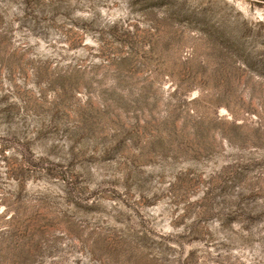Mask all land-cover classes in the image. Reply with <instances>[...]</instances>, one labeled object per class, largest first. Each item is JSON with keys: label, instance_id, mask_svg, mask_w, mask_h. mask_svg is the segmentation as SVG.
Listing matches in <instances>:
<instances>
[{"label": "rangeland", "instance_id": "1", "mask_svg": "<svg viewBox=\"0 0 264 264\" xmlns=\"http://www.w3.org/2000/svg\"><path fill=\"white\" fill-rule=\"evenodd\" d=\"M0 264H264V0H0Z\"/></svg>", "mask_w": 264, "mask_h": 264}]
</instances>
